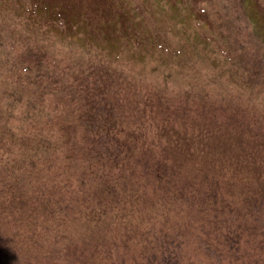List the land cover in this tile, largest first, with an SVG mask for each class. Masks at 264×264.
<instances>
[{"label":"trees","instance_id":"16d2710c","mask_svg":"<svg viewBox=\"0 0 264 264\" xmlns=\"http://www.w3.org/2000/svg\"><path fill=\"white\" fill-rule=\"evenodd\" d=\"M13 38L1 21L0 264H264V106L138 89ZM236 56L261 85L264 58Z\"/></svg>","mask_w":264,"mask_h":264},{"label":"rangeland","instance_id":"374dc122","mask_svg":"<svg viewBox=\"0 0 264 264\" xmlns=\"http://www.w3.org/2000/svg\"><path fill=\"white\" fill-rule=\"evenodd\" d=\"M1 21L21 46L44 50L46 64L93 63L138 89L264 106V73L250 85L236 56L264 58V0H0ZM13 40L6 47L19 53ZM3 96L0 105H15Z\"/></svg>","mask_w":264,"mask_h":264}]
</instances>
